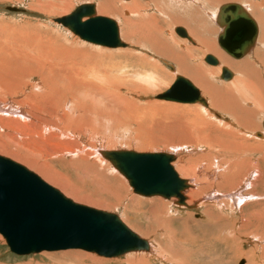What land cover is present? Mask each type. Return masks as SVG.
Segmentation results:
<instances>
[{"label":"bare ground","instance_id":"obj_1","mask_svg":"<svg viewBox=\"0 0 264 264\" xmlns=\"http://www.w3.org/2000/svg\"><path fill=\"white\" fill-rule=\"evenodd\" d=\"M131 1V4H125L121 6V8H126L132 13H137L138 11H140V6L142 5L140 4L141 2L139 3L137 0ZM211 1L212 0L208 2ZM148 2H150L149 4L152 8H154V10H162L161 8L165 7V4H163L164 2H160L158 0H148ZM191 2L194 3V0H191L190 3ZM197 5L199 4L197 3ZM47 6L54 10L55 13L68 12V9L72 8L70 7L72 6L71 0H60L59 3L56 2V4L51 0L47 4ZM101 7L106 10H112L114 8L112 5L106 4L103 0L101 1ZM38 8L40 9L39 6ZM117 8L119 9V7ZM96 9L97 8L95 6V11ZM187 10H191L187 15L193 16L191 18V21L196 24L195 21L198 20V12L196 10L193 11V9L188 8ZM97 12H99V10H97ZM55 13L53 14V16L56 15ZM215 13L212 14V18L210 17L214 22V18L216 17ZM125 14L128 13L125 12ZM163 14L164 13H162V15ZM258 15V21L261 22L260 25L263 28L261 31V44L260 46H258L259 48H257L255 46V43V51L249 56L248 54L251 52L250 51L247 54L248 57L246 58V55L245 60L239 64H230L229 61L219 52L214 41H207L198 36V34L194 31V26L192 28H189L190 34L193 35L198 40V42H200L204 50L210 52L211 54L213 53L212 55L217 60L219 59V64L221 63L224 66H229V68H234L239 73V76L236 77L234 82L232 81L234 76H232V82L228 85L221 86L220 88H218V90H213L214 88H212V86L208 82L204 81V79L206 78L204 77L201 69L193 67L191 69L188 67V65H186L187 57H191L190 52L185 55L182 52H174L175 54L173 53L172 49H170L171 46L169 45V40L171 39L168 40V38L166 39L164 37V34H159L162 30V27L158 26V24L156 23L155 16L153 17L152 15L151 17H148L149 15L145 14L140 19H136V22L131 21L130 19H128V17H125L123 19V25L125 27V39H127L129 42H131V40H135V44L138 43V45L142 49H148V46L150 45L158 55L168 57L169 59H173L174 61H176L179 64L178 70L180 72L190 73L198 80L203 91L211 100L210 106L212 107V109L220 110L223 113L226 112L230 116L229 118L232 119V121L228 120L231 123L227 126H217L215 123L218 117L216 118L215 116H213L215 117L214 119H216V121L214 120L215 122H211L210 120L208 121L206 116L210 117V114H208V111L201 104V106L194 104L195 107L191 108L189 107V104H174L175 102H172V104L174 105L165 104V107L155 105L153 107L154 110L151 109L153 111L151 112L152 115L154 113L160 115L159 117H156L157 122L160 123L158 125L159 128L163 129L160 131H164L165 128L169 129V135L165 138L167 140L166 142L168 144L170 143V145H174L175 143H177V145L181 144V146H183L182 149H176L180 154L182 152H186L188 154L186 155L189 157L191 151H194L196 154L205 153L204 151H206L207 149L205 150L203 147H200V145H207L210 148H214V150H207L210 153V156L206 157V155H201V157H198L197 159H194V157L187 160H183L180 158L175 165L180 174L192 177L194 183L200 186L198 187V190L196 188L197 191H191L197 185H190V181L185 179L188 181L190 187L184 191V196L186 195V193H188V191H191L187 195V198L191 201L193 199L197 200L198 198H201V195H203L204 193H208L206 194V196L203 195L204 198L202 197L201 199L193 203V205H188L189 207H183L187 209H194L198 205L199 207H202V205L204 207L205 201L214 202V200H216L219 196L225 195L227 198H229V205L224 204L225 206L228 205L227 207L224 206V208H221V203L220 205L219 203H216V205L213 207H204V220L203 222H200L202 223L201 226H203L204 224L210 230H212L215 226L216 231H218V236L220 237V234H223L222 237L224 238H228V236L234 237L235 235H240L241 232L252 229V232H250L253 233V235L258 236V238L261 237V239L264 240V230H261V228H264V202L258 201L259 196L257 197V199H255V201L254 198L256 196L250 194V192L255 190V187H257L259 182H261L260 185L263 186L264 190V140L261 141L254 138V140H252V136H250V134H247L245 138L242 135L239 136V131L234 132L232 131V129H230L235 128L237 125L241 126L239 129L243 133L246 129H257L258 122H255L254 118L258 114H260V112L264 111V19H261L262 16ZM184 17L183 19H181L177 16H171V21L173 20L172 22L177 25H186L188 24V21H186V18ZM202 27L200 29H202ZM0 31V154H2L3 156H10L16 161L18 160L29 166V168L32 167V169L37 170L42 175V178L46 179L48 182L52 183L55 186L61 187L59 189L65 190L68 195L71 194L72 196L76 194L74 195V199H76L77 201L89 203L96 207L105 208L107 204L104 201L94 199L90 196H80V193L76 192L75 189H70V191L67 192V189L69 188L67 186L64 188L65 185L63 186L62 183L57 181V179H59L60 177H57L54 173L51 174L49 169H47L43 164V166H41L34 160L39 159V157L37 156L38 154L33 153L36 151L34 147L44 145V147L54 149L57 152L61 151L62 153L63 151L62 155H65L67 157L70 156L73 158L74 156L75 159L76 156L78 158H82L85 161L90 157L89 160L91 159L92 163L96 161L103 164L104 161L102 162V159L98 157V155L102 157L100 151H104L99 150L100 147H111L112 143L115 141L125 144V139L120 137L124 134L116 136L114 140L112 139L113 141L108 138H112L113 134L112 136H110V134L106 138V130L107 128H110V122H115V126H118V134L122 131L121 129H119V123L121 124L120 126H122L121 128L126 130L125 128L127 123L123 122L125 120L123 119L122 121V117H118V115H115L117 113L114 114V112H120L119 108H121V105L125 107V110L123 109L124 111L122 112L123 114L134 111L130 109L132 106H134V104L132 105L131 102H128L121 96L114 97L115 95H110V93L113 91L112 87L115 85L114 87L116 89L113 87L115 90H117V88H121V86H123V88H125L124 86L128 85H130V87H135L136 85L132 82L131 79V81L125 79V74L128 75L130 73V76H132L130 71L135 69L144 72L143 74L141 73L136 76V79L140 81V86L138 87L139 91L147 92V89L150 88V86L151 88L154 87L158 81H161V79L157 80V78H155L152 73L146 72V69L149 66L148 61L146 60L148 63L147 65H140L141 63L139 58L138 60L136 58L137 54L135 55L133 52L129 54L130 52L127 51L125 52V56H119L118 59L113 61L108 60L110 61V63H108L107 67H110L111 64L115 63V61H126L120 64H115L109 69H103L101 66H99L100 60L98 61V58L96 56H94L92 59L87 50H75L71 47H65L67 44L62 47L61 45L60 47L47 46L49 44L45 45V43L40 40V38L36 39L35 37L31 38L34 41L35 45L31 43L29 45L22 46L21 44L17 43L16 38H12V35L8 34L5 28H1ZM202 37H204V35ZM23 38L25 37L21 36L20 40H22ZM26 40L24 42H26ZM191 41L192 43L190 41L189 42L194 45L195 42L192 39ZM55 46L57 45L55 44ZM77 46L78 45H76V49L78 48ZM79 49L81 48L79 47ZM97 63H99V65ZM219 64L217 65L218 75L220 73V69L222 68V66ZM258 69L262 72H259ZM121 74L124 75L125 78L120 77ZM114 76L118 77L113 79ZM34 80H36V82L33 83ZM116 93L114 92V94ZM119 95L121 94L119 93ZM243 97H245V100L247 101L251 100L252 103L250 104L249 101L244 103V101L241 100V98ZM109 103H112V106ZM107 105L111 106L112 109L114 106H120L119 108L116 107V109H118L117 111L113 112L112 110L113 114L115 115L114 117L117 116L116 118L119 119V123L116 122V118H113L112 113L108 112L111 108H107ZM245 105H252L251 107L253 108L247 109L245 108ZM116 109L114 108V110ZM140 114L142 115V113ZM144 115L148 114L144 113ZM123 123H125V128H123ZM108 125L110 126L108 127ZM144 125L142 127H144ZM213 128H215L216 130ZM138 129H140V127ZM142 132L143 131H141V133ZM260 134L261 137L256 136V134L254 135L257 138L261 139L264 137V130L263 133ZM248 136H250V139L253 142L250 143L248 141L250 140L248 139ZM137 139H140L143 145H150L157 142V139L152 137V135H149V133H145L142 138ZM84 140H87V144L84 143ZM195 144L199 145H196L195 147ZM194 148L196 149L194 150ZM247 154L249 156H246ZM224 155L227 158L225 163L221 161V159L225 157ZM256 155L259 156L257 158V161L251 159V157H255ZM219 158L220 161H218ZM91 162L90 165H92ZM99 167L101 168L102 166ZM110 171L113 173L112 170ZM54 176L56 177V179H54ZM250 180L252 181L249 184ZM101 183H103L104 185L107 184L104 181ZM248 185L250 190L248 193L243 195V192ZM235 190L238 191L234 192L233 194H224L225 192H222H233ZM214 191H216V193ZM188 199L187 202L190 203ZM223 199L226 200V198ZM170 201H172V203L174 204L173 199H171ZM155 205L163 209V206L161 204L156 203L154 204V206ZM223 209L229 210L231 211V213L225 214ZM165 210L166 208L164 209V212L166 213ZM237 224L239 225L238 227ZM230 226L231 229L228 228ZM235 229L236 231H234ZM167 233L170 234L169 236H167L168 239H170L174 235H171L172 231H170V233L168 231ZM179 241H181L180 238ZM163 247H165L163 252H166L165 250L168 251L167 246L163 245ZM160 251L161 250L159 249H152L149 245V252L152 255H156ZM163 252L161 255L158 254L160 255L158 257L163 259L164 255H166Z\"/></svg>","mask_w":264,"mask_h":264},{"label":"rangeland","instance_id":"obj_2","mask_svg":"<svg viewBox=\"0 0 264 264\" xmlns=\"http://www.w3.org/2000/svg\"><path fill=\"white\" fill-rule=\"evenodd\" d=\"M50 1L51 0L49 1L47 0V2L46 0H0V29L5 28L8 34H11L12 38H16L17 43L21 44L22 46L29 45L31 43L35 45L34 41L31 39L32 37L33 38L35 37L36 39L40 38V40H42L45 43V45L49 44L47 46L60 47L61 45L62 47L67 44L65 47H68V48L71 47L72 49H75V50H87L89 55L92 57V59L94 56H96L98 58V61L100 60L99 61L100 65L99 63L97 64L101 66L103 69L104 68L109 69L113 67L115 64H120V63L125 62L126 60L115 61L114 64H111L110 67H107L110 61L118 59L119 56H125V52L127 51L130 52L129 54H131V52H133L135 55L137 54L136 58L137 60L139 58L140 63H141L140 65L144 66L149 63V66L147 67L146 72L152 73L155 76V78H157V80L161 79V81H158L156 85L152 87L153 89L150 86L151 89L148 88L147 92L138 90V87L140 86V81L136 79L137 78L136 76L141 73L143 74L144 72L143 71L141 72L135 69V70L130 71L131 75L134 76L135 79L134 77L130 76V73L128 75L125 74L126 78L122 74L120 76L127 80L131 79L132 82L136 85L135 87H130V85H128V86H124L125 88H123V86H121V88H117V90H115L116 88L114 87L115 86L114 85L113 87L115 89L112 87L113 91L110 93V95L112 96L115 95L114 97L121 96L122 98L126 99L128 102H131L132 105L134 104V106L130 108L132 111L133 110L134 111L133 112L130 111L127 114H123L122 112L125 110V107L123 105H121V108H119L120 106L119 107L116 106L120 110V112H118L117 111L118 109H116L115 106L112 109L111 108L112 103H109L111 104V106L107 105V108L110 107L111 109L110 108L109 109L111 111L109 110L108 112L112 113L114 119L117 117V116L114 117L115 115H118V117L119 116L122 117V121L124 119L125 121L123 122L127 123L126 128H125V123L122 124L124 125L123 128H125L127 131L121 128L122 126H120L121 125L119 123L120 121L118 118H116L115 119L117 120L116 122L119 123V129H121L122 131L119 132L118 134V128H117L118 126L117 127L115 126V122L111 123L109 121L112 127L108 125V127L110 126L111 129L107 128L106 130L107 136L106 135L105 136L107 138L110 134H111L110 136H112L113 134L112 138L111 137H108V138L111 140L112 139L114 140L116 136H120V134L122 135L124 134L123 136H120V137H122L125 140L126 139L128 140L126 141L124 140L125 144L118 143L115 141L112 143L111 147L110 146L100 147L99 150H131V151H135L138 153H154V152L171 153L176 156L175 161L172 162L173 164L172 166L175 172L179 175L180 178L189 180L190 185H194V186L197 185L195 186L193 190H191V191H194V190L197 191L199 189L198 187L200 186L194 183V180L192 179V177L184 176L180 174L175 164L180 158L183 160H187L189 158H194V157H195L194 159H197L198 157H201V155H206V157L210 156V153L208 151L214 150V148H210L207 145L205 146L200 145V147H203L205 150L206 149L208 150V151L207 150L204 151L206 154L205 153L196 154L194 151H191V154L189 155V157L187 156L188 154L186 152L185 153L182 152L183 154L182 153L180 154L178 150L176 149H182L183 146H181V144L177 145V143H175L176 145L175 144L170 145V143L168 144L166 142L167 140L165 138L169 135L168 133L169 129L165 128L164 131H160L163 129L159 128L158 125L160 123L157 122V118H156V117H159L160 115L155 114V113H154L155 115L154 114L152 115L151 112H153L152 110H154L153 107L155 105L165 107V104H172V102H166L163 100H159V99H156L155 97L165 92L171 86V84L175 80L176 75H181L185 77L186 79H188L190 82H192V84L200 91L201 96L206 100L209 106H210L211 100L207 96V94H205L198 80L192 74L183 73L178 70L179 64L176 61H174L173 59H169L168 57H163V56L158 55L156 51L150 45L148 46V49H142L138 45V43L135 44L136 42L135 40L133 41L131 40V42H129L127 39H125L124 37L125 27L123 25V21H124L123 19L125 17L126 18L128 17V19H130L131 21L136 22V19H140L145 14L149 15L148 17H151L152 15L153 17L155 16L156 23L158 24V26L162 27V30L159 34H164V37L166 39L168 38V40L171 39L169 40L170 41L169 45L171 46L170 49H172L173 53L182 52L185 55V54H188V52H190L191 57H188L186 61V65H188V67L191 69L192 67L201 69L204 77L206 78L204 79V81L208 82L212 86V88H214L213 90H218V88H220L221 86L228 85L232 81L234 82L236 77L239 76V73L234 68H231V67L229 68V66H226V65L224 66L223 64L220 63L219 65H221L222 67H228V69L233 73V76H234L232 81L230 80V82L220 80L221 69L218 75L217 73L218 66H210L203 61L204 57L207 54H211V53L204 50L200 42H198V40L190 34L189 28H192L193 26L194 28H196L195 26L198 25L199 27L198 33L201 32L200 33L201 37L204 35V37H202L203 39L211 40L212 42L214 41L219 52L229 61L230 64H239L245 60V56L244 58H241L238 60L233 59L220 49L217 43V36L221 30L217 26V24L211 19L212 18L211 16H213L212 15L213 13L215 12L217 13L218 8L222 4L238 3L242 5L248 11V13L251 15V17L255 20V22L258 25L259 34H258V39H257L255 46L259 48L258 46H260L261 44V31L263 28L260 25L261 22L258 21L257 15L259 14L258 16H262L261 19H264V0H245V1H242V0L241 1L240 0L239 1L238 0L237 1L236 0H228V1L227 0H222V1L212 0L211 2H208L210 0H207V1L206 0H199V1L194 0V3L191 2L193 5L190 3L191 0L189 1L188 0H181V1L180 0H158L160 2H164L163 4H165V7L161 8L162 10H159V9L154 10V8H152L151 5L149 4L150 2H148V0H137L139 3L141 2L140 4L142 5L140 7L143 9L142 10L140 8V11H138L137 13H132L126 8H121V6L125 4H131L132 3L131 0H126V1L125 0H103L105 1L106 4L112 5L114 7L112 10H106L103 7H101L102 0H71L72 6L70 7L72 8H69L70 10L68 9V12H63V13L60 12L61 14L57 12L55 13L54 10H52L50 7L47 6V4ZM59 1L60 0L58 1L52 0V2H54L55 4L56 2L59 3ZM41 3L43 5H46L48 8L46 6H43ZM85 3L94 4L97 8L96 14L98 16L107 17L116 22V24L118 25V29H119L120 39L122 42H124L127 45L125 48H115V49L106 48V47H101V46H97L94 44L84 42L80 40L78 36L74 35L71 31H69L68 29L64 28L59 23L54 21V19L56 18H60L62 16L70 14L72 11L75 10L77 6L81 4H85ZM197 3L200 6L197 5ZM251 3L254 5H252ZM37 5L40 7V9L38 8ZM41 5L43 6V8ZM152 5H155V4H152ZM8 7L16 8L22 11L11 12L7 9ZM117 7H119V9ZM187 8L193 9V11L196 10L198 12V16H197L198 20L195 21L196 24L191 21V18L193 16L187 15L191 11V10L188 11ZM97 10H99L101 14L97 12ZM41 11H43L44 13ZM125 12L128 14H125ZM54 13L56 15L53 16ZM162 13L164 14L162 15ZM158 16L160 19L158 18ZM167 16L169 17V19ZM171 16H177L178 18H181V19H183V17L185 16L184 18H186L185 20L188 21V24L186 25L178 24L177 25L172 22L173 20L171 21L172 19ZM157 19L159 20V22ZM161 22H164V23H161ZM199 25L201 27L203 26L202 29H200L201 27ZM179 26L186 29V32L188 33L189 37L191 36L190 38L195 42L194 45H192L187 39H183L179 37L174 32V29ZM19 36L20 37L22 36L25 38L20 40ZM25 40L26 42H24ZM55 44L57 46H55ZM76 45H78L77 49H76ZM79 47L81 49H79ZM186 49H189V50H186ZM255 49L256 48L253 47V49L248 55L250 56L255 51ZM248 55L246 56V58L248 57ZM146 60L148 61V63ZM160 61H164L168 63L174 68V70L170 71L166 69L163 66V64L160 63ZM258 71L262 72L259 69ZM117 77L114 76L113 79ZM34 82H36V80H34L33 83ZM114 92L115 93L117 92V93L114 94ZM119 93L121 95H119ZM245 99H246L245 97L241 98V100L244 101V103L248 101L250 104L252 103L251 100L247 101ZM174 104H177V103H174ZM196 104L201 106L199 103H196ZM209 106L207 108L204 107L208 111V114H210L209 115L210 117L206 116L208 121L210 120L211 122L212 121L215 122L216 119L214 118L218 117L215 123L217 126L218 125L227 126L228 124L231 123L230 121H232V119L229 118L230 116L226 112L223 113L222 111L217 110V109L213 110L212 107L211 106L209 107ZM251 106L245 105V108L247 109L253 108ZM189 107L193 108L195 106L194 104H189ZM114 108L116 110H114ZM112 110L113 112L117 111V112H114V114L115 113L117 114L114 115ZM140 113H142V115ZM144 113L148 115H144ZM125 117L128 119H126ZM209 118H212V119H209ZM218 120H223V121H218ZM263 120H264V111L260 112V114H258L254 118V121L258 122L257 129H254V130L246 129L244 133L240 131L239 128L241 126L239 125L235 127L236 129L235 128H230V129H232V131L234 132L239 131L238 132L239 136L242 135L246 138V135L250 134V136H252L251 138L252 140L256 139V140L263 141L264 137L259 139L254 135L256 133H263V130H262ZM112 124L114 125V127ZM143 125L144 127H142ZM139 127L140 129H138ZM108 131H109V134H108ZM141 131L143 132L141 133ZM145 133L146 134L149 133V135H152V137L157 139V142L150 144V145H143V143H141L142 141L137 138H142V136ZM250 136H248V139H250ZM131 139L133 140L134 143L132 142ZM251 139L248 140L250 143L253 142L251 141ZM84 143L87 144V140H84ZM196 145H199V144H195L194 146L196 147ZM34 149L36 151L33 153H37L38 154L37 156L39 157V159L37 160V159H34L33 157L32 158L39 165L41 166L44 165L47 169H49L51 174L54 173L57 177H60L59 179H57V181L62 183L63 186L65 185L64 188L66 186L69 188L67 189V192H69L70 189H75L76 192L80 193V196H90L94 199H99L101 201L106 202L107 206L105 208H102V207L93 206L89 203L77 201L76 199H74L75 197L74 195L76 194L72 196L71 194L68 195L65 192V190L59 189L61 187L55 186L52 183L48 182L46 179L42 178V175L37 170L32 169V167L29 168V166L25 165L24 163L18 160L16 161L10 156H7V155L3 156L2 154H0V156L8 158L24 166L25 168L28 167L27 169L29 171L39 176L44 182H46L48 185L57 189L66 198L71 199L73 202L117 215L119 219L130 230L138 234L141 238L147 240L148 244L151 246L152 249L161 250L160 251L161 253L158 252L156 255H152L149 251L148 252H135V253H128V254H125L117 258H104V257H100L90 252L71 249V250H62V251L60 250V251H54V252L44 251V252L37 253V254L17 256V255H14L12 252H10V249L7 246L4 238L0 235V264H170V263L171 264H238L241 260H244L245 264H264V258H263V255H264V242L263 241L264 240L261 239V237L258 238V236L253 235V233H251L252 229L241 232L240 235H235L234 237L228 236V238L226 237L224 238L222 237L223 234H220V237L218 236V231H216L215 226L212 230L208 229L207 226L204 224L203 226L205 229L203 228V226H201L202 223L200 222H203L204 220V215H203L204 207L205 208L209 206L213 207L216 205V203H219V205L221 203L222 204L220 205L221 208H224L226 204L229 205V198H227L225 195H224L225 197L219 196L217 199L219 198L220 199L219 200L216 199L217 201L214 200L215 203L213 201H209V202L205 201L204 207L203 205L202 207L201 206L199 207L198 205L194 209H187L183 206L174 205L172 201L162 199L161 197L160 198L159 197L145 198L142 196L135 195L132 189L127 184L125 178L122 175H120L111 166V164L107 160H104L102 157H100V155H98V157L102 159V162L104 161L103 164H101L100 162H96V161L94 162L95 163L94 164L91 162V159L89 160L90 157L86 161L76 156L74 159V156L73 158L70 156L67 157L65 155H62L63 151L62 153L61 151L57 152L54 149L44 147V145H41L39 147H34ZM195 149L196 148H194V150ZM246 156H249V155L247 154ZM258 157L259 156L256 155L255 157H251V159H253L254 161H257ZM69 159H72V160H69ZM226 160H227L226 156L221 159V161H223L224 163ZM218 161H220V158L218 159ZM90 162L92 165H90ZM84 164L86 165V167ZM89 165H90V168H89ZM97 165L102 166V167L100 168ZM91 166H96V167H91ZM84 168H85V171H84ZM109 169L112 170L113 173ZM54 179H56L55 176H54ZM103 181L107 184L104 185L103 183H101ZM251 181L252 180L249 181V184ZM260 183L261 182L258 183L257 187H255V190L250 192V194L253 196H256L254 200L257 199V197L259 196L258 201L264 202L263 201L264 200V190H263V186H261ZM249 190L250 188L248 185L246 189L244 190L243 195L248 193ZM191 191H188V193H190ZM237 191L238 190H235L233 192L231 191L230 192L222 191V192H225L224 194H233L234 192H237ZM214 192L216 193V191ZM188 193H186L185 195L187 205H193V203H195L202 197L204 198V196L208 194V193H204L203 194L204 196L201 195L202 196L201 198H198L197 200L193 199L190 201L187 198ZM223 198H226V200ZM187 199L190 201V203L187 202ZM223 200L228 201V202H225ZM255 201H252V202H255ZM156 203L161 204L163 206V209L156 205L154 206V204ZM165 208H166L165 210L166 213L164 212ZM223 211L225 214L231 213V211L229 210L223 209ZM238 226L239 225L237 224V227ZM228 228L231 229V226ZM261 230H264V228H261ZM168 231L169 233L170 231H172L171 235L174 234L170 239H168L167 237L170 235L167 233ZM234 231H236V229ZM179 238L181 241H179ZM163 245L167 246L168 251L165 250L166 252H163L165 249ZM162 252L166 254L164 255L163 259L158 257L162 254ZM142 253H144L145 255Z\"/></svg>","mask_w":264,"mask_h":264},{"label":"water","instance_id":"obj_3","mask_svg":"<svg viewBox=\"0 0 264 264\" xmlns=\"http://www.w3.org/2000/svg\"><path fill=\"white\" fill-rule=\"evenodd\" d=\"M54 21L87 43L106 48L126 46L120 39L116 22L97 16L94 4H81ZM215 23L221 30L218 46L228 56L241 59L253 49L258 36L257 24L240 4H222ZM174 31L192 43L183 27H176ZM160 62L166 69L174 70L166 62ZM204 62L211 66L219 64L211 54L204 57ZM232 76L227 67L221 68L222 81H229ZM155 98L208 106L199 90L181 75H176L171 86ZM100 154L126 179L135 195L174 199L175 205L189 207L184 191L190 185L174 171L173 154L131 150H104ZM0 235L10 252L17 256L77 249L104 258H117L149 251L147 240L130 230L117 215L73 202L24 166L3 156H0ZM238 264H244V260Z\"/></svg>","mask_w":264,"mask_h":264},{"label":"crops","instance_id":"obj_4","mask_svg":"<svg viewBox=\"0 0 264 264\" xmlns=\"http://www.w3.org/2000/svg\"><path fill=\"white\" fill-rule=\"evenodd\" d=\"M195 29V32L198 34V36H200L201 37V34H199L198 33V31H199V27L197 26L196 28H194ZM193 36V35H192ZM202 38V37H201ZM205 40V39H204ZM207 41H211V40H207ZM205 52V51H204ZM212 55V54H211ZM187 59H188V57H187ZM203 61H204V59H203Z\"/></svg>","mask_w":264,"mask_h":264}]
</instances>
